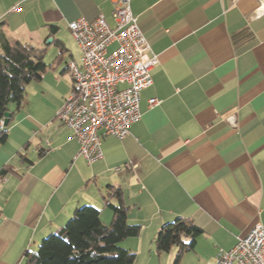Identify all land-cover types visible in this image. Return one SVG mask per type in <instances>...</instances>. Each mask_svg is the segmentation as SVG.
Instances as JSON below:
<instances>
[{"label":"crops","instance_id":"1","mask_svg":"<svg viewBox=\"0 0 264 264\" xmlns=\"http://www.w3.org/2000/svg\"><path fill=\"white\" fill-rule=\"evenodd\" d=\"M114 5L0 0V31L11 42L41 47L52 36L69 51V22L102 14L114 25ZM258 5L131 0L159 63L152 85L141 92V118L123 138L103 135V157L95 162L79 154L77 138L56 117L73 88L67 66L56 86L44 84V75L33 81L47 87L31 97L26 89L20 109L11 105L8 138L0 145V172L10 168L0 174V264H24L25 252L61 229L78 206L99 207L107 224L109 184L122 189L128 221L142 226L123 245L147 264H163V258L173 264L175 253H158L155 239L178 217L203 229L193 251L205 264H219L221 251L257 222L264 225V14L251 15ZM69 56L80 61L81 50ZM154 97L160 103L152 107ZM126 161L136 168L115 170Z\"/></svg>","mask_w":264,"mask_h":264},{"label":"built area","instance_id":"2","mask_svg":"<svg viewBox=\"0 0 264 264\" xmlns=\"http://www.w3.org/2000/svg\"><path fill=\"white\" fill-rule=\"evenodd\" d=\"M113 1L114 25L102 14L68 24L81 57L67 63L73 88L56 117L72 130L80 145L79 154L88 163L103 157V135L123 138L141 118V92L152 85V70L159 63L132 11L131 0ZM263 14L264 0H259L251 15ZM159 103L156 97L149 100L152 107ZM4 122L5 117L0 118V132ZM136 166L134 161H126L115 170H133ZM219 264H264L263 223L257 222L232 248L221 251Z\"/></svg>","mask_w":264,"mask_h":264},{"label":"trees","instance_id":"3","mask_svg":"<svg viewBox=\"0 0 264 264\" xmlns=\"http://www.w3.org/2000/svg\"><path fill=\"white\" fill-rule=\"evenodd\" d=\"M51 34L56 26L50 25ZM64 52L60 39L53 41ZM47 48L30 41L11 42L0 31V118L10 112L11 105L22 106L27 86L40 81L47 70ZM8 127L0 132V145L8 138ZM10 170L4 167L0 174ZM105 204L112 210L110 224L100 220L101 209L92 204L78 206L67 223L42 239L37 249L27 250L24 264H134L136 252L121 245L128 237L141 233V224L128 221V206L120 187L109 184L103 194ZM203 229L193 222L176 218L160 228L155 239L158 253L178 248L173 264H179L184 253L193 251ZM187 237L188 241H184Z\"/></svg>","mask_w":264,"mask_h":264},{"label":"rangeland","instance_id":"4","mask_svg":"<svg viewBox=\"0 0 264 264\" xmlns=\"http://www.w3.org/2000/svg\"><path fill=\"white\" fill-rule=\"evenodd\" d=\"M64 36V35H63ZM50 36L49 38H51ZM48 38V39H49ZM66 39V44L69 48V51H64L63 54H60V48L56 46V43L54 42H48V39L42 43L43 47L47 48L46 56H45V61L47 63V70L44 73V79L43 82L46 85H51L56 86L58 85V82L56 80V76H61V70L63 69L64 66H67L68 61L70 60V51L74 53L75 56L79 55L80 49L77 45L76 40L73 39L72 33L68 32V35H65ZM64 40V39H63ZM68 71L65 75L69 78L71 74ZM42 82V83H43ZM36 82H32L28 87H27V95L32 96L34 94V90L36 89L37 91H42V83L41 84H35ZM39 85V86H38ZM47 87V86H45ZM111 221H109L107 224L109 225ZM184 241H188V238L185 237ZM121 245H123V241L121 242ZM178 248L174 247L172 249V253H175L174 259L177 255ZM164 259V258H163ZM163 264H170L166 263V260L164 259ZM173 259V260H174ZM135 264H147V262L141 260H135ZM179 264H205L204 261L199 260L197 254L194 251H189L186 252L182 255L180 263Z\"/></svg>","mask_w":264,"mask_h":264},{"label":"water","instance_id":"5","mask_svg":"<svg viewBox=\"0 0 264 264\" xmlns=\"http://www.w3.org/2000/svg\"><path fill=\"white\" fill-rule=\"evenodd\" d=\"M53 40V38H49L48 39V42H51ZM10 117H11V112H7L5 114V122H4V125L7 126L9 124V121H10Z\"/></svg>","mask_w":264,"mask_h":264}]
</instances>
